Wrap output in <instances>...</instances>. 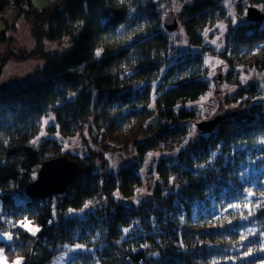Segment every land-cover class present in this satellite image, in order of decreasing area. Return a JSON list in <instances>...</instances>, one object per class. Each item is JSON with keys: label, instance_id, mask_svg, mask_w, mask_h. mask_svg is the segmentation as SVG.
Listing matches in <instances>:
<instances>
[{"label": "trees", "instance_id": "16d2710c", "mask_svg": "<svg viewBox=\"0 0 264 264\" xmlns=\"http://www.w3.org/2000/svg\"><path fill=\"white\" fill-rule=\"evenodd\" d=\"M8 6L29 21L33 46L0 53V65L9 59H41L44 65L41 77L0 94V247L6 258L50 264L79 244L83 250L65 264H264V252L256 251L264 246V235L249 236V230L264 231V209L247 220L239 216L264 200V156L257 158L263 155L264 104L252 103L223 118L173 157L161 158L151 197L129 207L115 192L122 198L134 194L141 184L139 163L133 160L113 172L103 152L131 144L142 157L149 149L178 146L187 133L185 121L195 116L177 105L199 98L209 86L202 55L167 62L171 46L156 0H52L41 8L31 0H0V17ZM224 16L220 0H191L180 11V25L199 46L201 32ZM9 25L4 21L0 41L8 39ZM63 38L69 40L67 50L47 49V41ZM224 40L219 55L230 69L264 68V25L239 24ZM97 48L104 49L99 58ZM256 93L251 85L231 99ZM153 97L155 109L147 107ZM49 109L56 124L50 132L68 137L88 123L96 149L82 156L62 154L60 142L50 137L33 145ZM61 155L75 160L80 172L62 193L28 198L24 187L35 178L33 172ZM96 159L103 169L94 167ZM246 189L256 197L244 207ZM97 195L104 204L93 214H67ZM233 204L240 209L230 208ZM21 221L40 230L33 236ZM3 233L14 239L2 238ZM246 249L254 254L241 259Z\"/></svg>", "mask_w": 264, "mask_h": 264}, {"label": "rangeland", "instance_id": "374dc122", "mask_svg": "<svg viewBox=\"0 0 264 264\" xmlns=\"http://www.w3.org/2000/svg\"><path fill=\"white\" fill-rule=\"evenodd\" d=\"M51 1L52 0H31L33 5L37 8H41ZM156 1L158 3L157 8L161 18L163 19L165 15L173 13L178 23L176 29L172 31L165 30V32L167 33L169 44L171 46L167 56L168 63H172L176 59L184 55H191L195 53H200L202 55L203 62L205 58L208 57L214 58L213 63L215 62V60L224 61L219 53L224 47V38L229 30L233 29L239 24H244L247 22H259L260 25H264V11H262L258 7V5L261 4L253 6L258 10L259 14L262 15V18L257 21H251L247 19L245 15L246 7L248 5H251L247 0L246 2L245 0H235L233 6L235 16L228 15V10L223 5V0H220V3L222 4V7L225 11V16L222 19L216 21L211 26L206 27L201 32L200 35L202 43L201 45L197 46L189 41L188 37L183 31V28L180 25V11L183 5L189 3L191 0ZM177 7H179V10H177ZM2 12L3 16L0 17V29L3 28L4 21L8 22L11 26L9 25L10 29L7 32L8 39L6 41H0V53L5 52L9 49L18 50L20 48H31L33 46V39L29 32V21L22 14H17L16 11H13L9 6L7 8L5 7ZM233 19L237 20V23H232ZM221 22H223V24L225 25L223 36H221V30L218 28V25ZM206 29H211V31H209L208 35L205 37L204 31ZM173 34H175V37H173ZM217 37H220V39L217 41V43L221 45L220 48H217L216 45L211 43V41L215 40ZM69 46V40L66 38H63L59 41H47L46 43L47 49L57 52H63L67 50ZM43 65L44 61L41 59H9L5 61V63L0 65V94L9 92L18 84H25L37 77H41L43 75ZM205 66L208 70V73L212 71V68L209 65ZM252 69H254L255 72H251L250 70ZM208 73L206 76V80L208 81L209 86L206 92L199 98L189 101L192 102L191 107L188 106L189 102L179 104L181 105V107L191 109L195 117L185 121L187 133L178 146L171 150L149 149L144 153L142 157H138V154L135 150V145L131 144L121 148L108 149L103 152V156L107 165L106 167L113 172L116 171L118 167L133 160L138 161L139 163L138 169L141 177V184L136 188L134 194L130 197L122 198L120 197V195H116L117 192H115V195L129 207H135L141 201L151 197L154 185L159 181V177L156 172V166L161 158L173 157L180 149L186 147L188 143L195 139L198 135L209 132L214 128L213 127L209 131L202 132L197 129L196 122L211 118L215 114H224L227 112L236 113L238 111H244L252 103L260 102L264 104V76L260 75L264 74V68L259 69L254 67L238 66L230 69L224 62L223 65H217L215 69V75H208ZM242 76H250L251 79H249L246 83H241ZM158 82V80H155L151 82V85L154 87L158 84ZM225 85H227L228 87H224ZM251 85H254L257 88V93L255 95L248 94L236 100L231 99L232 96L235 95V93H237L239 90L243 88H249ZM210 91L212 95L208 97V100L204 104L203 109H201L200 105L195 104V102L199 101L202 96H206ZM45 121H48V123H45ZM87 125L88 123L85 124L83 130L80 133H76L75 135L68 137H62L57 131L50 132L48 130V127L53 126L54 128H56V124L54 121V113L51 109H49L46 112L45 116L41 118V127L37 136H39L41 132H44L46 133V135L42 136L40 140L48 137L58 140L61 144L60 152L62 154H74L82 156L90 149H96V147L90 140ZM190 132L192 133L191 136L189 135ZM34 139H32L31 141H33ZM73 140L76 141L75 144H72ZM65 142H68L71 146L66 148ZM261 146L263 147V155L261 157H257L258 160H260L264 156V140L261 141ZM148 153H160V155H154L151 159H149L147 155ZM145 160L149 161L148 164H145ZM94 167L98 170L103 169V161L97 159L94 160ZM260 167H264V161L261 163ZM141 169H143V172L141 171ZM36 171L37 170L33 172L34 177L36 175ZM138 189H142L143 191H137ZM22 198L23 197L20 196L16 197L17 200H23ZM55 199L56 198L52 199V205H54ZM85 204H89V207L85 208ZM103 204L104 197L102 195H97L87 200L81 207L67 210V214L72 217H86L89 214H93L98 209L102 208ZM1 210L2 204L0 201V212ZM8 235V233H3L2 238L7 239ZM262 241L264 244V236L262 238ZM79 250H83V248H76L75 245L68 246L66 250L55 256L50 264H65L72 253ZM16 261L21 262V258L15 257L13 259H8L6 258L5 253H3V257L0 258V264H16Z\"/></svg>", "mask_w": 264, "mask_h": 264}, {"label": "water", "instance_id": "95a60500", "mask_svg": "<svg viewBox=\"0 0 264 264\" xmlns=\"http://www.w3.org/2000/svg\"><path fill=\"white\" fill-rule=\"evenodd\" d=\"M246 18L257 21L262 18L253 5L246 7ZM178 26L173 13L165 15L162 19V27L166 31H172ZM233 113L215 114L211 118L196 122L199 131H209L215 127L223 118ZM80 167L75 160L66 156H56L44 160L36 171L35 178L24 187V193L28 198L48 196L53 193H62L71 179L80 172Z\"/></svg>", "mask_w": 264, "mask_h": 264}, {"label": "snow or ice", "instance_id": "6c2138e0", "mask_svg": "<svg viewBox=\"0 0 264 264\" xmlns=\"http://www.w3.org/2000/svg\"><path fill=\"white\" fill-rule=\"evenodd\" d=\"M246 2V0H245ZM234 3H235V0H223V5L227 8L228 10V15L229 16H235V11H234ZM258 7L264 11V4H261V5H258ZM177 10H179V7H177ZM232 23H237V20L233 19L232 20ZM218 28L221 30V36H223V31L225 29V25L223 24V22H221L219 25H218ZM211 31V29H206L204 31V35L205 37L208 35V32ZM173 37H175V34H173ZM220 39V37H217L215 40H212L211 43L216 45L217 48H220L221 45L217 43V41ZM104 49L103 48H97L96 51H95V56L97 58L101 57L102 53H103ZM213 59L214 58H211V57H208V58H205L204 60V63L205 65H209L211 68H212V71L208 73V75H215V69L217 67V65H223L224 64V61H221V60H215V62L213 63ZM251 72H255L254 69L250 70ZM261 76H264V74H260ZM249 79H251L250 76H242L241 77V83H246ZM215 87V86H213ZM224 87H228L227 85H225ZM231 90V89H229ZM212 93L211 91L206 95V96H202L200 98L199 101H196L195 104H198L200 105L201 109H203L204 107V104L207 102L208 100V97L211 96ZM189 107L192 106V102H189L188 104ZM147 107L149 108H152V109H155L156 105H155V97H153V103H149L147 105ZM177 107H181V105H177ZM51 119V118H50ZM45 123H48V121H45ZM46 133L44 132H41L39 136H37L33 141H31L32 144H37L39 143L40 141V138L42 136H45ZM59 135V134H57ZM189 135L191 136L192 133L190 132ZM76 141L73 140L72 141V144H75ZM71 145L68 143V142H65V147H70ZM149 159H151L154 155H160V153H148L147 154ZM212 156L215 157L216 156V153L213 152L212 153ZM148 160H145V164H148ZM141 171L143 172V169H141ZM137 191H143L142 189H138ZM245 192L247 193V195L244 197V207H247L249 203H253V201H255V197H256V194L253 193L251 190L249 189H246ZM116 195H119L118 193ZM260 196L264 197V192H261L260 193ZM252 198V199H249V198ZM91 203V202H89ZM85 208L89 207V204H85L84 206ZM230 208H233V209H240L241 205L240 204H233V205H229ZM256 209H264V200H260V201H256L255 202V206L254 208L250 209L248 214L247 215H244L242 212L239 213V216L241 219H249L250 216H254L255 215V210ZM72 211V210H70ZM82 211V210H81ZM20 223V227L22 228H25L26 231L30 232L33 236L36 235V233L40 230L39 227H33L31 226V222H27L25 223L24 221H21L19 222ZM15 226V225H14ZM128 229H124V232H127ZM255 235H264V231L260 232V233H254L252 232L251 230H249V236H255ZM7 239L8 240H12L14 239V237L12 235H8L7 236ZM248 237L247 236H241V240H247ZM76 248H83L84 246L83 245H75ZM144 247H148L147 245H145ZM256 251H264V246H261L259 248L256 249ZM3 253H4V249L3 248H0V258L3 257ZM254 253L252 252L251 249H246L245 253H244V257H240L241 259L243 258H248L250 257L251 255H253ZM153 255H156L155 253H153ZM22 259V258H21ZM16 264H20V261H16ZM254 264V262H253Z\"/></svg>", "mask_w": 264, "mask_h": 264}, {"label": "crops", "instance_id": "0c3cea01", "mask_svg": "<svg viewBox=\"0 0 264 264\" xmlns=\"http://www.w3.org/2000/svg\"><path fill=\"white\" fill-rule=\"evenodd\" d=\"M2 16H3V14H2Z\"/></svg>", "mask_w": 264, "mask_h": 264}]
</instances>
